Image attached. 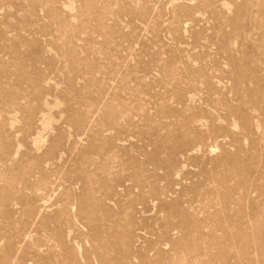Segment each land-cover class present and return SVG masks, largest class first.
<instances>
[{
    "label": "rangeland",
    "instance_id": "obj_1",
    "mask_svg": "<svg viewBox=\"0 0 264 264\" xmlns=\"http://www.w3.org/2000/svg\"><path fill=\"white\" fill-rule=\"evenodd\" d=\"M0 264H264V0H0Z\"/></svg>",
    "mask_w": 264,
    "mask_h": 264
},
{
    "label": "bare ground",
    "instance_id": "obj_2",
    "mask_svg": "<svg viewBox=\"0 0 264 264\" xmlns=\"http://www.w3.org/2000/svg\"><path fill=\"white\" fill-rule=\"evenodd\" d=\"M37 143V142H36Z\"/></svg>",
    "mask_w": 264,
    "mask_h": 264
}]
</instances>
